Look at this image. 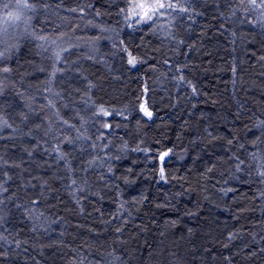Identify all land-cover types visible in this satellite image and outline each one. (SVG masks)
Listing matches in <instances>:
<instances>
[{"label":"trees","instance_id":"16d2710c","mask_svg":"<svg viewBox=\"0 0 264 264\" xmlns=\"http://www.w3.org/2000/svg\"><path fill=\"white\" fill-rule=\"evenodd\" d=\"M174 2L141 24L126 0L0 19V264H264V28L239 0ZM29 33L64 34L55 77Z\"/></svg>","mask_w":264,"mask_h":264},{"label":"snow or ice","instance_id":"6c2138e0","mask_svg":"<svg viewBox=\"0 0 264 264\" xmlns=\"http://www.w3.org/2000/svg\"><path fill=\"white\" fill-rule=\"evenodd\" d=\"M37 3L38 0H15L14 5L10 3H3L0 4V7H3L5 10V14L3 17H0V19L3 20L5 25H16L19 23H24L26 25H29V21L31 20V16L28 15V13H34L37 10ZM240 5L243 7V10L245 14H248L249 12L257 13V18L255 21L249 19L248 23L252 24L253 27H256L257 24L264 28V0H239ZM127 7L121 8L120 12L124 15V18L126 21H134L136 24L141 23H150L154 22L155 19L162 17L168 10H177V4L174 2V0H126ZM13 10H8V9ZM181 12L186 11L187 9L184 7H179L178 9ZM67 11L76 13L78 11L77 8H71L67 9ZM99 15V13H97ZM79 15L83 17L85 15L84 9H79ZM89 24H92V21H88ZM30 26V25H29ZM129 27H132V24L129 23ZM27 31V29H26ZM103 31V29H101ZM8 33V27H3L0 29V38L5 36ZM29 35L33 36V39L41 41L42 43L38 46L43 48L45 51L49 50L48 46H56V48H53V57H54V63L52 64V72L51 76L55 77V75L61 71V69L57 68V64L62 62V53L68 52L70 48L68 47H60L58 45V41H62L64 38V34L61 33L57 35L54 39H50L48 35H35L32 33H29ZM98 39V38H97ZM95 41H93L94 43ZM123 51L127 54L128 59L127 63L128 65L135 67L138 63V60L136 56H134L127 48H124ZM5 57V52L0 51V59H3ZM261 59H264V57H261ZM11 69L6 66H0V73H9ZM235 71V69H233ZM181 82L183 81V77L180 78ZM92 86L89 85V88ZM193 93H195V88H193ZM58 95V94H57ZM48 107H54L52 101H49ZM140 111L144 113L145 116L151 118L152 113L145 107V105L142 103L140 104ZM114 112L109 111L107 108H105L103 105H100L96 109L95 115L97 116H104L108 117L110 115H114ZM57 117H59V114L57 113ZM126 118V117H125ZM22 119H27V117L22 116ZM63 124L67 125L68 127H73V125L69 124L67 120L61 121ZM10 127L8 124V121L6 119L0 118V128H7ZM104 127L108 128L110 125L108 123H104ZM257 127H260L264 129V123H261L260 125H257ZM85 139L87 137H84ZM71 143V141H69ZM171 151V150H169ZM59 158H63V155L59 153V150L57 149ZM168 155V152H164L161 154V160L165 156ZM244 161H240V164H243ZM240 166L237 165V171H240ZM211 171V169H209ZM257 175L261 178H264V164L260 165L257 168ZM160 177L162 180L165 179V173L164 169H160ZM167 182V181H165ZM261 182H264L262 180ZM75 183V181H73ZM2 187V186H0ZM6 191V189H5ZM264 195V193H262ZM229 239H232L230 236ZM17 247H19V241H17Z\"/></svg>","mask_w":264,"mask_h":264}]
</instances>
